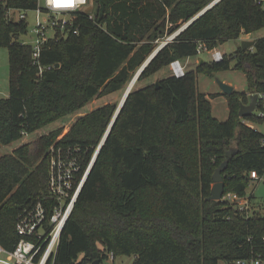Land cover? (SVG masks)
<instances>
[{"label": "trees", "instance_id": "obj_1", "mask_svg": "<svg viewBox=\"0 0 264 264\" xmlns=\"http://www.w3.org/2000/svg\"><path fill=\"white\" fill-rule=\"evenodd\" d=\"M7 1L24 10L39 2ZM211 1L94 0L92 18L76 13L78 33L49 42L39 64L33 46L18 39L27 33V22L2 17L0 46L8 49L10 82L9 96L0 98V148L79 113L97 95L124 89L157 47L155 41L166 39V30L176 32ZM262 28L258 0H220L166 44L138 80L175 59L196 56L200 41L213 49ZM233 59L246 73L248 89L264 92V35L233 57L204 61L182 77H161L159 88L148 82L132 89L83 185L55 264H103L111 253L133 255V264L264 262V213L252 197L248 210L223 198L207 199L213 174L234 145L238 151L228 159L225 192L246 196L256 180L250 173L264 175V133L244 122L263 123L264 103L242 117L245 94L235 90L228 94L229 116L222 121L212 113L210 97L216 94L207 97L197 87V72L229 69ZM117 106L105 104L79 116L59 140V132L52 131L0 155L1 244L11 249L19 239L15 224L24 206L51 198L50 147L79 148L75 154L83 171Z\"/></svg>", "mask_w": 264, "mask_h": 264}, {"label": "built area", "instance_id": "obj_2", "mask_svg": "<svg viewBox=\"0 0 264 264\" xmlns=\"http://www.w3.org/2000/svg\"><path fill=\"white\" fill-rule=\"evenodd\" d=\"M89 3L90 0H39L37 8L34 9L37 10V23L33 29L36 40L34 44H31L35 63H40L41 53L49 42L66 37L72 30L78 33L80 26L77 24L75 14L82 12ZM258 3L264 8V0H258ZM58 4H70V6H58ZM14 10H20V21L27 22L26 11L28 10L15 8L7 0H0V19L3 17L15 21ZM42 14L45 15L44 18ZM92 15L93 13L90 14L91 18ZM164 42L163 40L162 43ZM204 51L210 52L214 61H221L225 56L222 50L209 49L205 42H198L197 54ZM187 63H183L181 59L173 60L170 64L171 74L176 77L184 76L188 71ZM42 72L43 67L40 66V74ZM260 114L264 115L263 112ZM100 144L83 171L75 154L80 150L79 148L73 151L64 150L55 144L50 147L49 193L51 198L46 202H33L22 208L15 224L19 239L11 249L0 243V264H55L63 231L94 165ZM250 177L258 179L257 172L252 171ZM222 198L236 203L242 210L250 209V200L247 195L242 196L237 192L229 191L225 192ZM111 257L114 258L113 253ZM235 264H264V262L260 258H250L239 259Z\"/></svg>", "mask_w": 264, "mask_h": 264}, {"label": "rangeland", "instance_id": "obj_3", "mask_svg": "<svg viewBox=\"0 0 264 264\" xmlns=\"http://www.w3.org/2000/svg\"><path fill=\"white\" fill-rule=\"evenodd\" d=\"M215 0H212L209 2L206 6H208L210 3H212ZM205 6V7H206ZM204 9V8H203ZM202 9V10H203ZM201 11V10H200ZM199 11V12H200ZM14 19L15 21H20V10H14L13 11ZM198 12V13H199ZM27 14V22H28V31L27 33H22L19 36V40L22 42H26L28 44H34L36 40V35L33 31V29L36 26L37 23V10L31 9L26 11ZM45 15L42 14V18H44ZM55 17V16H54ZM212 20V16L209 15L206 17V21L209 22ZM171 25V24H170ZM168 23V27H170ZM172 35V34H171ZM170 34H168V31L166 30L164 32L165 37H170ZM264 35V28L257 32H252L250 34H242L240 38L235 40H229L225 42L223 45H219L217 49L222 50L226 57H233L237 50L240 49L242 40H257L258 37H261ZM166 38V39H167ZM159 41H155V45L157 47L162 43V41L165 39L163 36H161ZM165 39V40H166ZM164 40V41H165ZM156 47V48H157ZM155 48V49H156ZM203 59L206 62H212L211 53L208 51H204L200 54H197L196 56L190 57L188 60L187 58H183L181 61L183 63H187V70H196L198 66L200 65V60ZM168 74H171L170 66L162 68L159 72H157L155 75H153L151 78H145L138 80L134 87H143L148 82H156V80L160 79L163 76H166ZM197 74V87L198 90L202 93H205L208 96L212 94H216L215 97H210L211 102V108L213 115L218 118L219 120H226L229 116V97L228 94H226L220 84L218 83V80H222L234 87L233 92L240 91L245 94V102L249 103L251 101V95L257 93L258 94V104L257 108L260 102L264 103V92H251L248 88V81L246 73L240 69H237L235 67V60L233 59L231 62V67L229 69L225 70H217L213 72L212 75H208L203 71H199ZM134 75V74H133ZM9 54L8 49L6 46H0V98H6L9 96ZM129 85V84H128ZM126 85V89L128 87ZM125 88L110 92V93H103L100 95H97L93 97L82 109L79 113H76L73 116H69L68 118H59L50 124L46 125L45 127H42L32 133H25L21 138H18L14 140L11 144L8 145H2L0 148V155L4 153H10L18 146L24 144V143H35L39 140V138L42 135H48L50 132H59L56 134V140H59L62 138L71 128L73 123L77 120L79 116L85 115L86 113L102 106L105 104H116L119 105L124 92ZM247 89V90H246ZM245 90V91H244ZM230 93L229 95L233 94ZM118 107V106H117ZM256 108V109H257ZM261 115V114H260ZM263 116V115H262ZM247 124H252V126L259 131L264 133V122H250L245 120ZM237 148L235 145L231 147ZM230 150V149H229ZM100 153V152H99ZM99 155V154H98ZM247 196H251L253 199V203L260 206V211L264 213V175L260 177V179L252 180L248 188L246 189ZM98 247L100 249H104L103 245L101 243H98ZM134 262V256L133 255H117L114 258L110 257L105 259L103 261V264H133Z\"/></svg>", "mask_w": 264, "mask_h": 264}, {"label": "water", "instance_id": "obj_4", "mask_svg": "<svg viewBox=\"0 0 264 264\" xmlns=\"http://www.w3.org/2000/svg\"><path fill=\"white\" fill-rule=\"evenodd\" d=\"M218 1L220 0H215L212 3H210L208 6H206L203 10H201L199 13H197L194 17H192L187 23H185L175 34H173L172 36H170L169 38H167L165 40L164 43L160 44L154 51L153 53L147 58V60L143 63V65L139 68V70L137 71L135 77L131 80V82L129 83L127 89L124 92V95L116 109V112L112 118V121L110 122V125L101 141V144L98 148L97 154H96V158L95 161L98 157V154L103 146V144L105 143L107 137L109 136V133L115 123V121L117 120L124 104L125 101L127 100L128 95L130 94V92L132 91V89L134 88L135 83L137 82L139 76L141 75V73L143 72V70L145 69V67L148 65V63L156 56V54L169 42L172 41V39H174L181 31H183L185 28H187L191 23H193L195 20H197L201 15H203L207 10H209L213 5H215ZM82 12L87 13V14H92L94 12V0H90V3L83 8ZM256 41L255 40H242L241 46L243 49H248L251 48L255 45ZM204 62L203 59L200 60V64H202ZM56 67L59 66V63H57L55 65ZM156 86L157 88L160 87V79L156 80ZM218 83L220 84L222 90L226 93V94H230L233 92L234 87L222 80H218ZM258 94L255 93L253 95H251V101L249 103H241L240 105V110H239V114L242 117L251 115L257 108V104H258ZM237 148H232L230 150L227 151L226 156L227 159L224 160L220 166H218V168L215 170L214 174H213V180H214V184L212 186L211 189V194L210 196L207 198L209 200H221L224 193H225V188H226V182H225V177H224V172L227 170L228 165H229V161L228 159L232 158L235 153L237 152ZM95 163V162H94ZM94 264H101L100 260H95Z\"/></svg>", "mask_w": 264, "mask_h": 264}, {"label": "snow or ice", "instance_id": "obj_5", "mask_svg": "<svg viewBox=\"0 0 264 264\" xmlns=\"http://www.w3.org/2000/svg\"><path fill=\"white\" fill-rule=\"evenodd\" d=\"M58 6H70V4H65V5L58 4Z\"/></svg>", "mask_w": 264, "mask_h": 264}, {"label": "crops", "instance_id": "obj_6", "mask_svg": "<svg viewBox=\"0 0 264 264\" xmlns=\"http://www.w3.org/2000/svg\"><path fill=\"white\" fill-rule=\"evenodd\" d=\"M179 29H180V28H179ZM224 54H225V53H224ZM189 58H190V57H189ZM181 60H182V59H181ZM187 60H188V58H187ZM247 89H248V88H247ZM247 89H246V90H247ZM244 91H245V90H244ZM250 125L252 126V124H250ZM248 197H249V196H248ZM249 200H250V199H249Z\"/></svg>", "mask_w": 264, "mask_h": 264}, {"label": "bare ground", "instance_id": "obj_7", "mask_svg": "<svg viewBox=\"0 0 264 264\" xmlns=\"http://www.w3.org/2000/svg\"><path fill=\"white\" fill-rule=\"evenodd\" d=\"M135 75H136V74H135ZM134 77H135V76H134ZM134 77H133V78H134Z\"/></svg>", "mask_w": 264, "mask_h": 264}]
</instances>
